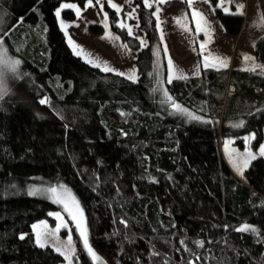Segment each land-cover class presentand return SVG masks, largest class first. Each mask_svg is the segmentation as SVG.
Here are the masks:
<instances>
[{"label": "trees", "instance_id": "trees-1", "mask_svg": "<svg viewBox=\"0 0 264 264\" xmlns=\"http://www.w3.org/2000/svg\"><path fill=\"white\" fill-rule=\"evenodd\" d=\"M62 2L86 0H0L9 51L23 61L0 99V264L63 261L35 243L33 224L59 205L30 196L34 181L65 184L80 202L100 260L79 248L77 263L264 264V158L243 181L222 152L226 135L256 130L263 139L264 35L255 43L262 68L203 66L168 83L154 7L126 5L146 46L107 7L113 31L137 51L134 83L73 52L55 15ZM216 14L228 35L240 34L244 15ZM165 91L200 119L175 112ZM245 225L256 231L238 230Z\"/></svg>", "mask_w": 264, "mask_h": 264}, {"label": "rangeland", "instance_id": "rangeland-1", "mask_svg": "<svg viewBox=\"0 0 264 264\" xmlns=\"http://www.w3.org/2000/svg\"><path fill=\"white\" fill-rule=\"evenodd\" d=\"M134 1L135 0H112L113 3H116L123 8L122 12L117 13L119 16L118 24L120 21H123L126 25L132 28L134 36L140 37L147 44L145 32L139 27V17L137 11L133 13L132 10L134 8H132L131 10L126 9V5H131ZM62 3H74L79 8H81V17L79 19L76 17L75 20L65 19L62 12L66 9H63L61 11V17L58 18V22L60 25V21L63 20L66 24L69 25L67 28L68 36H66L67 42L70 36L73 42L78 46V50H82V54L79 56L83 60L86 61L87 57L96 59L101 63V67H99L101 69L106 63L108 67L115 69V71H113L114 73L122 72L127 74L131 70L135 69L136 75L137 77H139L138 69L135 63L137 51L131 49L113 31L109 13L107 11V7H109L107 0H104L103 7V12H106L108 14L107 29L104 26L103 13L101 12L100 6L95 3V0H93V6L88 7L86 10L85 6L81 7L75 2ZM241 4L243 5V8L240 9L239 14H242L245 17L243 28L238 35H228L223 24L216 14V8H220L223 11L225 8H227L228 11H225L226 13H236L237 5ZM153 7L154 9H156V7L161 8L160 22L161 29L163 30V41L161 42L163 49L165 45L167 46V53H165L164 51L167 62L166 78H168L169 76V58H171L174 66V74L182 72L186 77L200 74L201 68L204 66V58L206 56L208 57L209 63L213 62L214 57L226 58L227 67L230 68L250 70L254 64L260 65L257 62L255 56V43L257 41V38L264 35V18L259 0H223L222 4H220V0H217L215 6L211 1L209 3H206L205 0H194L191 8L187 4L186 0H166V2L163 4H154ZM193 9H196L200 13H203L205 20H200L199 16L194 19L192 14ZM129 14L134 15L136 18H131ZM178 19H180L182 23L186 25L190 30L185 31V29L177 23ZM198 20L200 22V27L210 29L211 34V40L206 44V49L203 52L200 49V45L207 40V37L203 32L197 34ZM92 24L103 26L104 33L102 35L93 33L90 28ZM63 32L65 33L64 30ZM106 32L111 33V38H105ZM158 32L161 36L160 30H158ZM124 45H127V48H125ZM70 47L73 50L72 46ZM0 50L5 51L7 53V57L10 60L19 61V64L16 66V70L14 72L10 69H4L2 66H0V73H2L3 75L4 88L6 89V91L3 92L2 95H0L1 99L7 93V87L10 78L17 77L20 72V65L23 62L19 56H15L10 53L6 41V33H4L1 27ZM245 55L250 56L253 59L246 61L244 59ZM197 67H199V74H197ZM217 67L220 66L217 65ZM260 68H262V66ZM179 105L181 106V108L186 109L187 113H191L192 116L196 117V114L191 112L188 108L184 107L181 104ZM173 110L178 114L186 117L187 119H192L184 112L177 111L174 108ZM258 136V132L256 130H252L238 135H226L224 137V140L222 141L223 156L232 172L240 180L245 181L244 172L251 166L252 162L254 161H250L249 166L243 169L242 174L238 171L237 165L242 164L248 152H252L253 154H255L256 159L264 158V156H260L259 154L261 145H264V136L263 139L259 141ZM38 179H40V177H38ZM60 185H64L65 188L68 189V191L71 193V195L76 198L72 189L65 184L49 185L44 182L34 181L29 184L27 192L29 194V191L33 189L46 190L49 187L59 188ZM30 196L45 198L54 202L50 194L45 191H37L35 195ZM76 200L78 201L77 198ZM78 203L80 205V208H82L79 201ZM58 205L59 208L52 210L48 218L38 220L33 225H37L40 231H43L45 233H52L55 231L58 225L66 223L67 227H60L59 231L55 232L54 237L51 235L46 236L48 240L47 246H50L53 249H55L56 246H60L62 249H64L67 245L68 236L71 235V247L72 249H74V251L69 254L72 257V264H84L83 262H81V260L78 263L74 260L75 255L80 256L78 255L79 248L84 249L82 239L79 236V230L76 228L75 222L70 219L69 214L64 210L62 205ZM73 212H75V208H73ZM57 213L60 214L62 219L58 220L56 218L55 214ZM83 215L84 226L87 229L88 240L89 244L91 245L89 226L84 210ZM45 224L47 225L46 228L43 227V225ZM32 231L36 238V231L33 229V226ZM22 235L25 236V234ZM61 264H68V261L63 257V261L61 262Z\"/></svg>", "mask_w": 264, "mask_h": 264}, {"label": "snow or ice", "instance_id": "snow-or-ice-1", "mask_svg": "<svg viewBox=\"0 0 264 264\" xmlns=\"http://www.w3.org/2000/svg\"><path fill=\"white\" fill-rule=\"evenodd\" d=\"M166 0H143L144 6L148 9H152L154 4H163L165 3ZM187 4L189 5V7L191 8L194 0H186ZM206 3H209L210 0H205ZM95 3L97 5L100 6L101 12L103 13L104 16V26L107 29L108 28V14L106 12H103V7H104V0H95ZM107 3L109 5V7H111L112 9H114L117 13H120L123 11L122 6L117 5L116 3H113L112 0H107ZM223 3V0H220V4ZM93 6V0H86L85 3V10L90 7ZM220 6V5H218ZM137 8L139 7V5L136 6ZM243 8V5H237V12L239 13L240 9ZM63 9H72L75 11V15L76 17L79 19L81 17V8H79L76 4L74 3H62L57 10L55 11V15L57 18L61 17V11ZM136 9L134 8L132 10L133 13H135ZM224 11H228L227 8L224 9ZM160 12H161V8L156 7L155 11L152 13V15L156 18V28L158 30H160L161 32V41H163V30L161 29V22H160ZM193 18L195 19L197 16L200 17V20H205L203 13H200L198 10L193 9ZM131 18H136L134 15H131ZM186 19V17H185ZM177 23L181 25V27H183L185 29V31H189L190 29L187 28L186 25H184L182 23V21L180 19L177 20ZM206 23V21H205ZM68 24H66L63 20L60 21V27L62 30L65 31V35L68 36L67 33V28H68ZM118 26L121 29H126L127 33L129 36L133 35V30L131 27H129L128 25H126L123 21H120ZM138 27V25H137ZM201 32L204 33V35L207 37V40L204 43H201L200 45V49L203 52L206 49V44L208 42H210L211 40V34H210V29L208 28H201L200 27V22L199 20L197 21V34H200ZM105 38H111V33L110 32H106L105 33ZM137 39L140 40V44L141 46H145L146 42L141 39L140 37H136ZM118 39V37H117ZM68 43L70 46H72L73 51L76 55H81L82 54V50H78V46L73 42V40L71 39V37L69 36L68 38ZM125 48H127V45H124ZM164 51L165 53H167V46L165 45L164 47ZM157 55H159V51H157ZM244 59L246 61L248 60H252L253 58L250 56L245 55ZM86 62L92 64L95 67H101V63L96 60V59H92L90 57L86 58ZM19 64V61H15V60H10L7 57V53L3 50H0V66H2L4 69H10L11 71H15L16 70V66ZM217 65H219L220 67H227V60L226 58H222V57H214L213 58V62L209 63L208 62V57L206 56L204 58V67L205 68H209V67H217ZM168 67H169V76L167 78V82L171 83L172 80L175 79H186L187 77L182 73H175L174 70V66L172 63L171 58L168 59ZM261 66L258 64H254L252 66V68L250 70L255 71L257 68H260ZM102 71L104 72H113L115 71V69L108 67L107 64L105 63L104 66L102 67ZM118 75L121 76H126V78L132 82H136L138 77L136 75V71L135 69L131 70L129 73H117ZM197 74H199V67H197ZM6 89L4 88V83H3V75L2 73H0V95L3 94V92H5ZM165 97L167 98L168 101L172 102V107L180 112H184L185 114L189 115L191 118L193 119H200V117H194L191 115V113H187L186 109L181 108V106L179 104H176L175 102L172 101L171 96L168 95V93L165 91L164 93ZM41 103H45V100H41ZM259 154L260 156H264V145H261L260 149H259ZM256 159V155L253 154L252 152H248L246 158L243 160L241 165H237V169L238 171L242 174L243 173V169L247 168L249 166V163L251 160H255ZM37 191H45L48 194H50L51 198L54 200L55 203H58L60 205H62V207L64 208V210L69 214L70 219L72 221L75 222V226L76 228L79 230V236L82 239V244L84 249L87 251V253L91 256V258L93 259V261H99L100 257L96 254V252L93 250V248L91 247V245L89 244V240H88V235H87V229L84 226V215H83V209L80 208V205L78 203V201L76 200V198L74 196L71 195V193L68 191V189L65 188L64 185H60L59 188L57 187H49L46 190H39V189H33L29 191V195H35L37 193ZM71 205V207H70ZM73 208H75V212H73ZM56 218L62 219V217L60 216L59 213L55 214ZM44 228L47 227V225H43ZM60 227H67V224H62V225H58L57 228L55 229L54 232L52 233H45L43 231H40L37 225H33V229L36 231V238H35V243L38 247L40 248H45L48 245V240L46 238L47 235H51V236H55V232L59 231ZM241 231H245V230H251V231H256L254 228H251L247 225H245L242 229H238ZM25 237L23 235L20 236V239H24ZM72 236L69 235L68 239H67V245L65 246L64 249H62L60 246H56L55 247V251L61 255L62 257H64L65 260L68 261V264H72V257L69 253L73 252L74 249H72ZM201 246H202V242H201Z\"/></svg>", "mask_w": 264, "mask_h": 264}, {"label": "crops", "instance_id": "crops-1", "mask_svg": "<svg viewBox=\"0 0 264 264\" xmlns=\"http://www.w3.org/2000/svg\"><path fill=\"white\" fill-rule=\"evenodd\" d=\"M232 13H235V12H232ZM237 13V12H236ZM240 13V12H239ZM263 14V13H262ZM260 38V37H259ZM259 38H257V40L259 39Z\"/></svg>", "mask_w": 264, "mask_h": 264}]
</instances>
